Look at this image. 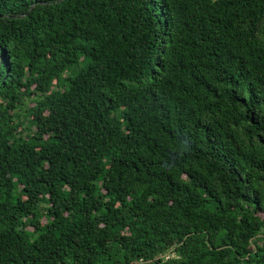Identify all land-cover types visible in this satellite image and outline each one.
<instances>
[{"label":"trees","instance_id":"16d2710c","mask_svg":"<svg viewBox=\"0 0 264 264\" xmlns=\"http://www.w3.org/2000/svg\"><path fill=\"white\" fill-rule=\"evenodd\" d=\"M0 264H264V0H0Z\"/></svg>","mask_w":264,"mask_h":264}]
</instances>
